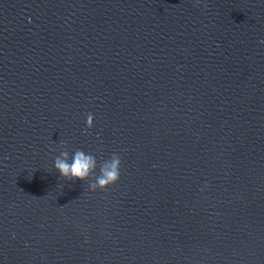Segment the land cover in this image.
I'll return each instance as SVG.
<instances>
[{"label": "clouds", "instance_id": "obj_1", "mask_svg": "<svg viewBox=\"0 0 264 264\" xmlns=\"http://www.w3.org/2000/svg\"><path fill=\"white\" fill-rule=\"evenodd\" d=\"M195 3L199 5L200 0H195ZM204 7L207 8L206 3ZM261 42L264 43V41ZM93 120V115L89 113L85 122V134H88V130L93 127ZM54 168L60 174V177L66 180L85 181L96 172L97 160L92 154L78 149L72 154V159L69 163V152L64 150L55 158ZM120 174L121 158L118 154H112L109 159L104 160L99 165V175L89 184V188L92 191L97 189L106 190L110 185L115 184L120 179Z\"/></svg>", "mask_w": 264, "mask_h": 264}]
</instances>
